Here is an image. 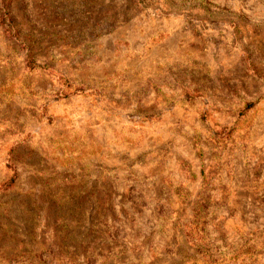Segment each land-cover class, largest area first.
<instances>
[{
    "label": "rangeland",
    "instance_id": "obj_1",
    "mask_svg": "<svg viewBox=\"0 0 264 264\" xmlns=\"http://www.w3.org/2000/svg\"><path fill=\"white\" fill-rule=\"evenodd\" d=\"M0 264H264V0H0Z\"/></svg>",
    "mask_w": 264,
    "mask_h": 264
},
{
    "label": "trees",
    "instance_id": "obj_2",
    "mask_svg": "<svg viewBox=\"0 0 264 264\" xmlns=\"http://www.w3.org/2000/svg\"><path fill=\"white\" fill-rule=\"evenodd\" d=\"M31 62H32V61H30V63H31ZM15 175H16V173H15V171H13V175L10 176L9 180L7 181V183H6V187H9V186L12 185V183H13L14 180H15Z\"/></svg>",
    "mask_w": 264,
    "mask_h": 264
}]
</instances>
